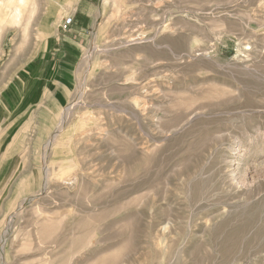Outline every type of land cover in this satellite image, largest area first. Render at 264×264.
<instances>
[{"label": "rangeland", "instance_id": "obj_1", "mask_svg": "<svg viewBox=\"0 0 264 264\" xmlns=\"http://www.w3.org/2000/svg\"><path fill=\"white\" fill-rule=\"evenodd\" d=\"M22 11L0 24V264H264V0Z\"/></svg>", "mask_w": 264, "mask_h": 264}, {"label": "bare ground", "instance_id": "obj_2", "mask_svg": "<svg viewBox=\"0 0 264 264\" xmlns=\"http://www.w3.org/2000/svg\"><path fill=\"white\" fill-rule=\"evenodd\" d=\"M25 1L26 0H17L15 2L14 6H11L14 2H12L11 4L10 3L9 4H1L0 5V24L2 25L6 22L20 23L22 16H23L22 6L25 5ZM59 17H61V16L59 15ZM54 22L57 23V21H54V20L52 21L51 19H47L46 21H44L42 26H41V28L42 27H44V28L40 29L39 34L42 35L44 32L43 30H50L52 28L53 24H55ZM73 104H75V103H73ZM69 109L67 111H70ZM10 219H11V217H10ZM4 232H5V230H4Z\"/></svg>", "mask_w": 264, "mask_h": 264}, {"label": "built area", "instance_id": "obj_3", "mask_svg": "<svg viewBox=\"0 0 264 264\" xmlns=\"http://www.w3.org/2000/svg\"><path fill=\"white\" fill-rule=\"evenodd\" d=\"M73 23H74V17H68L64 21L63 29L64 30L69 29V27H71L73 25Z\"/></svg>", "mask_w": 264, "mask_h": 264}, {"label": "crops", "instance_id": "obj_4", "mask_svg": "<svg viewBox=\"0 0 264 264\" xmlns=\"http://www.w3.org/2000/svg\"><path fill=\"white\" fill-rule=\"evenodd\" d=\"M71 48V47H70ZM72 50H75L74 48H71ZM25 95H26V93H25Z\"/></svg>", "mask_w": 264, "mask_h": 264}]
</instances>
